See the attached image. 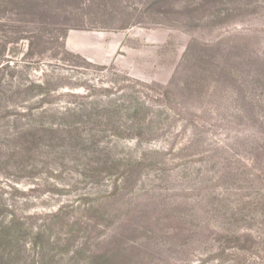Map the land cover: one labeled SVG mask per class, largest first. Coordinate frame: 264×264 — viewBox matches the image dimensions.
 Instances as JSON below:
<instances>
[{
    "label": "rangeland",
    "instance_id": "rangeland-1",
    "mask_svg": "<svg viewBox=\"0 0 264 264\" xmlns=\"http://www.w3.org/2000/svg\"><path fill=\"white\" fill-rule=\"evenodd\" d=\"M0 264H264V0H0Z\"/></svg>",
    "mask_w": 264,
    "mask_h": 264
}]
</instances>
